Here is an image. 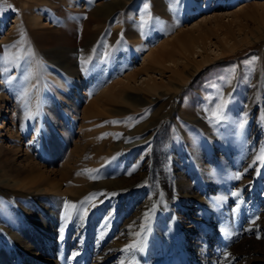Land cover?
<instances>
[{
    "label": "rangeland",
    "instance_id": "1",
    "mask_svg": "<svg viewBox=\"0 0 264 264\" xmlns=\"http://www.w3.org/2000/svg\"><path fill=\"white\" fill-rule=\"evenodd\" d=\"M115 1L0 0V264L50 240L72 246L59 264H264V0L194 17L196 0H129L105 17ZM186 38L211 43L206 61L160 76L154 52L178 62ZM146 75L156 90L134 89Z\"/></svg>",
    "mask_w": 264,
    "mask_h": 264
},
{
    "label": "bare ground",
    "instance_id": "2",
    "mask_svg": "<svg viewBox=\"0 0 264 264\" xmlns=\"http://www.w3.org/2000/svg\"><path fill=\"white\" fill-rule=\"evenodd\" d=\"M109 1V0H108ZM129 0H117V1H115V2H113L112 4H107V5H103L102 6V8L100 7L99 8V10L101 11V12H106L105 13V17H108L111 13H113L116 9H120V8H123L125 5H126V3L128 2ZM130 1H132V0H130ZM106 2V1H105ZM112 2V1H111ZM110 2V3H111ZM208 2V0H196V2H195V4H194V7H193V9H191L192 11H193V14H191L192 15V17H194V16H196V11L197 10H200L201 8H202V6H203V4H206ZM109 3V2H108ZM131 3V2H130ZM128 4V3H127ZM86 6H87V4H85ZM71 6V5H70ZM74 7H76V8H81V7H79L80 5H79V3H76L75 5H73ZM205 6H207V5H205ZM80 10V9H79ZM120 10H122V9H120ZM1 11V10H0ZM2 15V14H1ZM113 15V14H112ZM52 16H50V15H46V14H40V15H38L37 17H36V19H34L33 21H32V25H33V27H34V33H36V34H38L39 36H41V37H43L44 36V34H45V31H48L49 29H50V27L52 26L51 24L53 23V21H52ZM18 22H19V19L18 18H16V20L14 21V24H15V26H17V24H18ZM4 26H5V22H4V20H0V36L1 35H3V30H4ZM185 36H187V35H185ZM188 37V36H187ZM157 38V37H156ZM189 38H191V37H189ZM199 39H201V38H199ZM195 41V40H194ZM72 42V40H70V39H67L66 40V44L68 45L69 43H71ZM183 42H184V46L185 47H183L181 50H182V52H184L183 53V56H185V57H183V58H181L180 57V59H178V62L177 61H172L171 59H170V56L165 52V51H163V50H159V51H157V52H154L155 53V56L154 55H152V57H153V62L152 63H154V65H156V66H158V67H162L163 68V70H160V71H158V73L160 74V76H162L163 75V73H164V71H166V70H170V71H172L173 73L176 71V69H177V65H178V63H181V64H184V63H186L187 61H193L194 63H197V64H199L200 62H199V59H204V57H205V54H207V52H208V50L210 49L209 47L211 46V43H210V46L208 45V43H206L203 39L202 40H199L198 41V43L196 44V45H192V44H190L188 41H187V38L185 39V40H183ZM46 44V43H45ZM48 44V43H47ZM50 44V43H49ZM47 46H49V45H47ZM71 46V45H70ZM61 47V46H60ZM67 47V46H66ZM46 48V47H45ZM56 50V49H55ZM66 50V49H65ZM42 52H43V50H41ZM41 52V53H42ZM43 54V53H42ZM172 57V56H171ZM173 58V57H172ZM144 59H145V57H144ZM206 59H207V57L203 60V61H206ZM151 60V59H150ZM200 60V61H201ZM52 61V60H51ZM186 61V62H185ZM54 63V62H53ZM100 64V63H99ZM1 65V64H0ZM31 65H33V64H31ZM187 65V64H186ZM58 67H60V68H62V66H60V65H57ZM183 66V65H182ZM185 66V65H184ZM186 67V66H185ZM67 68H69L70 70H71V68H73V67H71V66H67ZM96 68V67H95ZM94 68V69H95ZM174 68V69H173ZM63 69V68H62ZM149 69V68H148ZM154 69V68H153ZM186 69V68H185ZM98 70V69H97ZM97 70H96V72H97ZM151 70V69H150ZM178 70V69H177ZM72 71V70H71ZM7 72V71H6ZM6 72H4V70H3V68L0 66V92L2 93L3 92V89L7 86V81H8V74H6ZM64 72H66V73H69L68 72V69L67 70H64ZM69 74H73V75H76L77 73H76V71L74 72V73H69ZM82 82L84 83V84H87V87L88 88H91V87H94L95 88V90L96 91H98L99 93L100 92H102L101 91V83H102V81H97V80H92V81H89L87 78H86V76H84L82 79ZM128 80V79H127ZM132 81V80H131ZM138 81V80H137ZM134 83V82H133ZM134 89H136V90H138V91H140V90H143V89H146L147 91H154V90H156V88L158 87V85H156V82H155V80L154 79H152L151 77H149V75H146V79H143L140 83H138V82H135L134 83ZM137 87H139V88H137ZM123 89V88H122ZM122 91V90H121ZM0 93V94H1ZM121 93L122 92H120V94H119V92L118 93H116V92H114L113 91V89H111V88H109L108 90L106 89V91H104V92H102V96H103V98H102V101H106V102H108V98H114V99H116L117 101H120L119 99H120V96L119 95H121ZM124 94V93H123ZM121 102H125V103H127L128 102V100H129V98L128 97H121ZM3 124V123H2ZM235 155L234 156H236V153H234ZM225 155H226V153H225ZM222 156V155H221ZM220 156V157H221ZM234 156H230V153H228L227 155H226V157L224 158V161L226 162V161H228V163L229 162H231V161H233V159H235V157ZM223 160H219V162L220 163H222V162H224ZM230 164V163H229ZM230 167L228 166V169H229ZM8 182V181H7ZM9 183V182H8ZM4 193V192H3ZM7 195V194H6ZM9 196V195H8ZM226 205H228V204H226ZM45 207V206H44ZM49 207V206H48ZM118 207V206H117ZM117 207H115L114 208V210H115V212H117L118 211V209H116ZM227 207H229V206H227ZM212 209V208H211ZM2 210V209H1ZM214 210V209H213ZM218 210V209H217ZM3 211V210H2ZM226 211H228V209L226 210ZM32 212H33V210H32ZM112 212V211H111ZM247 212H249L248 210H247ZM0 213H1V211H0ZM8 213V212H7ZM110 214V213H109ZM115 214V213H114ZM114 214H113V216H114ZM117 214V213H116ZM225 214V211L223 212V210H221V209H219L218 210V212H217V219L219 218V217H222L223 215ZM248 214V213H247ZM168 215H171V217L173 216L172 215V213L171 212H169V214ZM175 216V215H174ZM52 218V217H51ZM115 218V217H114ZM172 218H174V217H172ZM105 219V218H104ZM107 219V218H106ZM105 219V220H106ZM173 220V223H174V221L176 222V218H174V219H172ZM104 221V220H103ZM44 222V221H43ZM50 223V222H49ZM172 223V222H171ZM59 223L58 222H54L53 223V226H50V227H47L46 228V232L48 233V234H50V235H54L53 234V232L56 230V229H58L59 228ZM171 225V224H170ZM175 225H177L178 227L180 226L177 222H176V224ZM48 226V225H47ZM60 226H62V225H60ZM172 226H174V224L172 225ZM177 226H175V227H177ZM224 227V225H223V223H222V225H221V227ZM174 227V228H175ZM177 229V228H176ZM44 230V229H43ZM45 231V230H44ZM47 234V235H48ZM46 235V234H45ZM15 236V235H14ZM52 239H54V237L52 236ZM30 240V239H29ZM26 241V240H25ZM169 241V240H168ZM38 242V241H37ZM36 242V243H37ZM38 243H41V240H39V242ZM160 243V242H159ZM65 244H61V243H58V242H55L54 240H50V242H49V244H48V246H49V251H45L44 249H43V246L42 245H38V244H30L29 245V247L27 248L28 249V252L31 254V257H29L28 259H26V258H24L25 256H23V260H22V264H46L47 262L49 263L50 262V264H59V262L61 261L60 260V258L62 257V255H63V253H64V251L65 250H70L69 252H71V249H72V246H71V244H69V243H67L66 244V246H64ZM55 246H57L58 247V250H59V254L57 253V251L56 250H51V248L52 249H54V247ZM8 248L9 247H7L5 250L7 251L8 250ZM25 248V249H26ZM61 249V250H60ZM5 250H4V252H5ZM27 253V252H26ZM77 253V252H76ZM68 254V253H67ZM72 255V254H71ZM151 255V254H150ZM162 255V254H161ZM103 256V255H102ZM148 256V255H147ZM154 256V255H153ZM162 256H164V260H166L167 258H165V255H162ZM152 257V258H150L152 261H153V263L154 264H157V263H163L164 261L162 260L163 259V257ZM17 257V256H16ZM63 257H64V255H63ZM90 257V256H89ZM89 257H86V260L85 261H83V263H81L80 261H78L77 262V264H89V262H88V259H89ZM151 257V256H150ZM168 257V256H167ZM144 258H145V256H144ZM143 258V259H144ZM63 259V258H62ZM109 259V258H108ZM105 260H106V258H105ZM82 261V260H81ZM104 261V260H103ZM144 261H147V260H145L144 259ZM143 260H142V262H144ZM141 262V263H142ZM108 263V262H107ZM106 263V264H107ZM149 263V262H148ZM151 263V262H150ZM13 264V263H12ZM165 264V263H164Z\"/></svg>",
    "mask_w": 264,
    "mask_h": 264
},
{
    "label": "snow or ice",
    "instance_id": "3",
    "mask_svg": "<svg viewBox=\"0 0 264 264\" xmlns=\"http://www.w3.org/2000/svg\"><path fill=\"white\" fill-rule=\"evenodd\" d=\"M0 59H9V58H0ZM216 115H219V113H217ZM258 159H264V155L258 157ZM237 178H239V177H237ZM69 207H75V206H74V205H68V203L65 202V217H67V215H68L67 209H68ZM84 211L86 212L87 209H85ZM129 247L134 248V247H136V245H131V246H129Z\"/></svg>",
    "mask_w": 264,
    "mask_h": 264
}]
</instances>
